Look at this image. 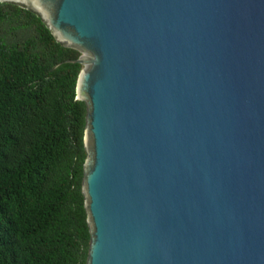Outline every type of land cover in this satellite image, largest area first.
<instances>
[{"label":"water","instance_id":"95a60500","mask_svg":"<svg viewBox=\"0 0 264 264\" xmlns=\"http://www.w3.org/2000/svg\"><path fill=\"white\" fill-rule=\"evenodd\" d=\"M80 51L86 264H264V0H0Z\"/></svg>","mask_w":264,"mask_h":264},{"label":"trees","instance_id":"16d2710c","mask_svg":"<svg viewBox=\"0 0 264 264\" xmlns=\"http://www.w3.org/2000/svg\"><path fill=\"white\" fill-rule=\"evenodd\" d=\"M80 54L0 1V264H86Z\"/></svg>","mask_w":264,"mask_h":264}]
</instances>
